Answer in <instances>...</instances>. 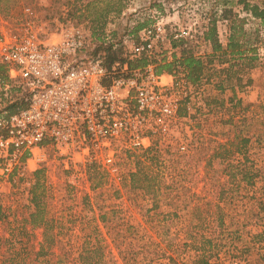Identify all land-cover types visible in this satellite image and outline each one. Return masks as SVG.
<instances>
[{
	"label": "rangeland",
	"instance_id": "374dc122",
	"mask_svg": "<svg viewBox=\"0 0 264 264\" xmlns=\"http://www.w3.org/2000/svg\"><path fill=\"white\" fill-rule=\"evenodd\" d=\"M99 1L12 0L8 11L0 13V22L12 26L25 21L23 9L28 5L47 33L66 21L87 29L109 0ZM121 1V14H110L103 33L104 38L126 47L133 28L149 25L151 14L159 9L167 27L194 22L201 27L224 8L247 18L244 29L251 33L258 29L260 43L254 69L239 73L242 86L251 79L242 95L243 104L249 106L245 118L241 122L235 117L226 126L225 107H216L218 118L200 116L212 122L209 131H180L188 143L184 153L174 145L169 154L117 155L120 180L100 163L79 164L76 158H62L48 149L45 161L31 166V174L41 172L42 213L52 219V226L45 235L42 227L23 224L31 210L23 207L20 188L8 189L0 181V208L6 217L0 220V264H79L81 253L85 264H195L198 254L208 257L210 264H264V213H259L255 202L264 185V27L242 11L238 0ZM89 2L92 5L87 9L84 6ZM250 3L264 6V0ZM236 76L232 81L223 75L211 77L206 84L207 100L225 102ZM6 103L0 101V115L6 113ZM238 132L249 137L245 155L251 165L247 169L257 177L252 186L239 175L233 181L226 175L234 171L242 155L213 158ZM138 165L148 179L133 187L129 177ZM208 239L211 250L200 253ZM95 247L98 254H94Z\"/></svg>",
	"mask_w": 264,
	"mask_h": 264
},
{
	"label": "built area",
	"instance_id": "2783aa9c",
	"mask_svg": "<svg viewBox=\"0 0 264 264\" xmlns=\"http://www.w3.org/2000/svg\"><path fill=\"white\" fill-rule=\"evenodd\" d=\"M23 10L25 21L12 26L0 22V96L8 98L10 81L27 93L26 107L0 115V181L6 188L31 187V166L42 164L48 149L79 164L100 163L117 180V155L154 144L188 150L180 131L194 134L189 116L205 96L207 83L192 86L184 75L156 70L165 44L199 40L202 29L196 22L167 27L163 10H155L149 25L131 36L127 46L130 60L143 57L146 63L129 69L127 62L107 67L100 57H79L89 44L87 29L66 21L47 33L30 8ZM223 23L218 20L216 26ZM217 31L225 43L226 31ZM164 58L171 62L173 52ZM180 106L186 117L177 116Z\"/></svg>",
	"mask_w": 264,
	"mask_h": 264
},
{
	"label": "trees",
	"instance_id": "16d2710c",
	"mask_svg": "<svg viewBox=\"0 0 264 264\" xmlns=\"http://www.w3.org/2000/svg\"><path fill=\"white\" fill-rule=\"evenodd\" d=\"M10 1L12 0H0V13L8 11ZM92 1H95L96 4L100 3L99 0ZM250 1L251 0H238L236 3L237 5L242 6V11L244 13L248 14L253 19L258 20L260 25L264 27V6L260 7L257 4H251ZM90 5H92V2H89L84 7H87L88 9ZM28 7V5L25 6V8ZM123 8L124 4L121 0H109L105 2V6L101 8V10H98L95 13L94 18L91 20V25L93 26L87 28L89 33V44L80 53L79 57H88V59L91 60L100 57L103 59V62L107 67H110L115 62H127L129 69L142 67L146 63V60L143 57L130 60L128 58V48L124 44L121 42L114 43L108 38H104L103 28L106 25L110 14L118 16L121 14ZM78 10L80 11L81 8H78ZM218 20L226 22L227 30L224 36L226 39L225 46H223L218 39L216 26ZM246 22L247 18H239L238 15L233 12L232 8H224L218 16L215 14L211 19H208L206 24H203L200 27L202 29V36L198 37L199 40L192 42L181 40L171 41L172 48L178 53V55L173 53V60L171 62L165 61L164 52H162V58L157 64V73L164 72L173 77L184 75L187 82L192 86L198 84L202 80L206 81V83H210L212 81L211 77L214 75L218 77L223 75L227 81H232L237 73L234 80L235 84L229 86V94L225 98V102L219 101L218 103L211 104L207 100L209 96H203L196 101L195 114L189 116L192 121L191 127L194 131L196 128L200 130H210L212 122L209 124V120L205 122L200 116L206 118V115L208 116L210 114L211 117L216 116L218 118L214 110L216 107L219 109L225 107V111L228 115L226 120H224V125L227 124L226 126H230L235 117L241 122L245 118L244 114L249 106L243 104L242 95L244 94V88L251 85V79L247 78L242 86L239 73L248 72L254 69V63L258 59L257 46L260 43L259 30L254 29L253 33L247 32L244 29ZM143 27L144 25L137 24V26L131 31L132 36L136 37L137 33ZM206 42L212 45V53L210 55L200 53L198 48L200 43L204 44ZM3 79L6 81V76L3 75ZM10 83L13 86L9 88L8 98L0 96L1 102H3V99L7 102L4 106V111H6L7 114H12L18 109L27 106V103L24 100V96L27 95L26 91L21 87H17V85L13 84L11 81ZM217 85L216 88L220 91L221 84L218 83ZM187 115L188 113L186 109L183 106H180L177 116L183 118ZM249 143V137L241 136L240 132H238L228 145L223 144L233 148H228L227 150L225 146H223L213 155V158L225 160L226 157L231 156V154L242 155L241 161L237 163L238 166H233L234 171L231 173L227 172L226 175L231 181L239 175L242 181L252 186L253 179L257 177L256 174H250V171L247 169L251 165L245 155L246 147ZM156 151L159 153L164 152L165 154L170 153L168 149L160 148L157 144H154L150 149L142 151L141 153L147 155ZM40 173L41 172L38 171L29 175L34 179V184L28 189H23L20 192V199L23 201V207H27L26 209H28V211L31 210L28 216L23 218V224L29 223L32 227L40 226L43 228L46 235L47 230L51 228L53 222L52 219H46L42 213L43 209L41 208V205L43 199L41 195L44 189L38 179ZM129 179L131 186L138 187L139 183L147 181L148 176L138 165L137 170L130 174ZM20 182H23V180H20ZM260 190L261 197L255 202L257 208H259V213H264V185ZM2 217L6 218L4 211L0 208V220ZM204 243L207 245V248L205 247V244L199 248L201 250L200 253L203 254L206 251H210L212 247L211 240H205ZM93 251L94 254H98L99 248L95 247ZM129 254L133 255L132 253ZM198 255L195 264H210L208 257L202 256L201 254ZM79 264H85V259L82 253L79 256Z\"/></svg>",
	"mask_w": 264,
	"mask_h": 264
},
{
	"label": "crops",
	"instance_id": "0c3cea01",
	"mask_svg": "<svg viewBox=\"0 0 264 264\" xmlns=\"http://www.w3.org/2000/svg\"><path fill=\"white\" fill-rule=\"evenodd\" d=\"M208 20V19H207ZM207 20L205 21V23L207 22ZM204 23V24H205ZM217 28H219V32L223 33L227 30L226 29V23H223V24H218ZM222 29V30H221ZM226 45V39H225V43H223V46ZM199 51L200 53H203V54H207V55H210L212 53V45L208 42L202 44L200 43L199 46ZM163 52L164 54L168 53V52H173L175 53L176 55H178L177 51L175 49L172 48L171 46V43H167L165 44L164 48H163ZM209 89V88H208ZM213 94H216V92L213 91ZM209 95V94H208ZM217 95V94H216ZM206 96V95H205Z\"/></svg>",
	"mask_w": 264,
	"mask_h": 264
}]
</instances>
